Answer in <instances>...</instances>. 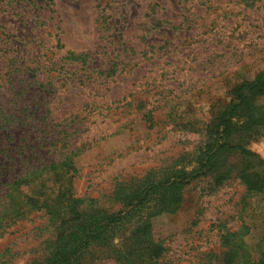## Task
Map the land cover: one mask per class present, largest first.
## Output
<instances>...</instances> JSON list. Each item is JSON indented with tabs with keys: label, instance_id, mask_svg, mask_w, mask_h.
<instances>
[{
	"label": "rangeland",
	"instance_id": "1",
	"mask_svg": "<svg viewBox=\"0 0 264 264\" xmlns=\"http://www.w3.org/2000/svg\"><path fill=\"white\" fill-rule=\"evenodd\" d=\"M0 71L2 105L52 118L48 158L82 148L64 173L90 213L142 203L164 264H220L225 233H239L242 260L264 259V193L236 177L243 160L264 177V93L238 104L231 150L206 155L234 88L264 71V0H0ZM260 115L251 136L245 122ZM173 172L184 174L179 208L156 212ZM138 221L84 264H119ZM55 236L44 212L0 221V264H48Z\"/></svg>",
	"mask_w": 264,
	"mask_h": 264
},
{
	"label": "trees",
	"instance_id": "2",
	"mask_svg": "<svg viewBox=\"0 0 264 264\" xmlns=\"http://www.w3.org/2000/svg\"><path fill=\"white\" fill-rule=\"evenodd\" d=\"M2 73L0 71V87L4 81H7L3 80ZM11 82L18 84L17 81L11 80ZM16 88H20V86H16ZM247 92L252 95L264 93V71L257 75L254 81H244L234 88V99L219 116L216 123L209 127V132L211 131L215 136V143L210 144L209 152H206V155L215 157L220 152L231 150L232 137L237 131L235 127L238 126V123L234 121L237 109L248 99ZM19 103L23 104L24 102L18 100ZM127 105H131V102H128ZM14 106H17V103ZM12 111L0 103V128H3L7 135L4 137V141L10 142L8 144L4 142L0 149L1 219L14 221L35 211L44 212L50 218L56 235L48 264H84L86 254L93 245L110 244L112 239L122 231L125 224L128 225L133 219L139 218V227L133 236L130 248L121 261H118L119 264H164L166 248L146 235L148 220L143 221V219L153 216L154 212L146 208L144 213L142 203L136 205L133 200L129 202L127 199L126 204L129 202L128 206H133L128 212V209H124L119 213L107 215H100L94 211L90 213L89 209L83 207L84 202L75 198L71 193L69 181H65L66 174L64 173L66 166L74 165L73 158L81 152L82 148L74 146L75 148L67 153H60V149H58L55 152L62 157L52 161V157L48 158L52 148V118L44 116L42 113L34 118L33 115L39 112L37 110H33L28 115L21 108L19 110L12 108ZM40 119L50 120L40 123ZM262 119L263 116L260 115L253 121L248 118L245 122L251 136L255 133L251 126L254 123H259ZM75 127L76 124L64 129L61 133L68 134V138H71L76 134L75 132L80 133L78 128L81 126ZM26 128L35 131L29 136L24 130ZM39 128L49 130L43 129L46 134L41 135V131H37ZM16 132L24 137L17 138ZM61 149L63 150V148ZM44 150H47L44 152L45 154L42 153ZM27 151L30 152L27 153ZM240 151L242 154H251L245 149H240ZM207 160L209 164V159ZM22 168L23 170H20ZM251 169L252 167L243 160L236 168V177L246 184L248 193H264V177L255 171L252 172ZM65 172H68V169ZM171 177L174 178L167 180V185H161V187H166V192L164 191L156 200V209H158L156 212H173L179 208V192H182V185L184 186L183 181L180 180L184 179V174L181 176L179 173L173 172ZM230 178H220L216 185L219 186L223 180ZM52 179L55 180L53 187ZM166 193L170 195L166 197ZM136 206L138 209H135ZM172 209L173 211H171ZM238 236L239 233H225L222 236L226 251L223 252L224 259L220 264H264V259L255 261L249 258L244 261L239 257L244 253V245L238 246Z\"/></svg>",
	"mask_w": 264,
	"mask_h": 264
}]
</instances>
